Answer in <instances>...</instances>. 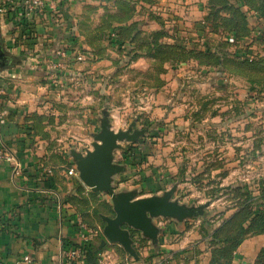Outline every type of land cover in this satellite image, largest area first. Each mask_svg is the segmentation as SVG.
<instances>
[{
    "label": "rangeland",
    "instance_id": "obj_1",
    "mask_svg": "<svg viewBox=\"0 0 264 264\" xmlns=\"http://www.w3.org/2000/svg\"><path fill=\"white\" fill-rule=\"evenodd\" d=\"M57 6L71 41L54 44L66 56L57 78L38 79L45 90L33 115L50 173L67 174L72 152L92 148L103 119L113 131L144 129L113 149L123 167L114 190L170 191L171 200L198 208L187 222L198 237L188 243L203 239L200 257L229 246L223 239L248 224L243 203L264 213V0Z\"/></svg>",
    "mask_w": 264,
    "mask_h": 264
},
{
    "label": "crops",
    "instance_id": "obj_2",
    "mask_svg": "<svg viewBox=\"0 0 264 264\" xmlns=\"http://www.w3.org/2000/svg\"><path fill=\"white\" fill-rule=\"evenodd\" d=\"M20 2L0 0V46L8 57L7 66L0 65V145L11 151L19 163L17 169L12 163L0 165V262L62 264L64 251L78 241L77 219L92 228L96 225L97 235L89 244H97L99 248L105 239L102 233L104 224L101 225L91 214L92 208L86 209L85 219L80 212L83 205L79 198L71 201V197L77 195V189L82 187L85 195L94 192L98 201L108 203L112 212L113 204L109 193L92 191L78 175H68L63 170L50 173L44 161L46 149L43 140L35 134L33 115L40 111L36 100L44 92L45 84L37 81L46 74L50 78L58 77L59 69L48 72L50 62L56 60L54 44L70 43L71 39L65 32L67 25L61 21L56 23L49 10L24 16ZM111 184L113 192L118 193ZM121 191H133L136 198L159 196L138 193L134 186ZM104 215L113 216L114 212L112 215L101 214L102 222ZM151 221L158 229L155 241L141 231L129 228L137 258L127 253L118 242L105 239L99 248L97 263H208V256H199L202 253L198 243L203 240L200 231L201 239H196L194 245L188 243L198 237H194L187 218L177 220L156 216ZM262 246L264 234L244 239L235 251L232 264H251ZM25 255L29 256V262L23 259Z\"/></svg>",
    "mask_w": 264,
    "mask_h": 264
},
{
    "label": "water",
    "instance_id": "obj_3",
    "mask_svg": "<svg viewBox=\"0 0 264 264\" xmlns=\"http://www.w3.org/2000/svg\"><path fill=\"white\" fill-rule=\"evenodd\" d=\"M8 64V57L0 46V65ZM144 134V129L113 131L107 119L101 121V130L94 136L92 148L85 154L72 152L79 180L92 191L106 192L111 195L113 216H102L103 236L110 242H118L134 258L129 228L141 231L143 235L156 240L158 229L152 224V217L162 216L183 220L196 214L198 208H188L170 199V191L162 195L136 198L133 191L114 193L112 177L123 171V167L113 162V149L117 141H134ZM103 239L99 248L104 244Z\"/></svg>",
    "mask_w": 264,
    "mask_h": 264
},
{
    "label": "built area",
    "instance_id": "obj_4",
    "mask_svg": "<svg viewBox=\"0 0 264 264\" xmlns=\"http://www.w3.org/2000/svg\"><path fill=\"white\" fill-rule=\"evenodd\" d=\"M64 0H21L20 4L23 8V15L29 16L33 14V12L42 14L44 10H49L52 14V17L56 23H60L61 21V11L59 10L57 3ZM228 41L231 43H236L237 41L233 36H228ZM65 48H55L53 50V56H55L56 60L50 62L49 68L51 69H59L62 65V60L66 56ZM82 55L78 54L77 59H82ZM251 60V58H249ZM5 163H12L16 169L19 167L18 160L15 155L9 151L4 149L2 145H0V165ZM68 175H76L77 170L75 167H70L67 170ZM77 238L78 241L75 245H71L64 251L63 257L64 262L62 264H87L85 261V251L84 248L87 244L97 235V230L89 227L85 222L81 219H77ZM23 259L27 262L30 261L28 255H25ZM0 264H2L0 262Z\"/></svg>",
    "mask_w": 264,
    "mask_h": 264
},
{
    "label": "trees",
    "instance_id": "obj_5",
    "mask_svg": "<svg viewBox=\"0 0 264 264\" xmlns=\"http://www.w3.org/2000/svg\"><path fill=\"white\" fill-rule=\"evenodd\" d=\"M81 188L77 189V195L71 197V201L75 202V200L73 199L80 197L79 193H82ZM80 198L81 199H79V202H81L83 205L80 207V212L84 216L86 213L84 211H86V209H89L88 208L89 198H92V200L96 199V195L94 192L89 191L87 195H85L84 197H80ZM240 209L245 211L244 215L245 214L246 215L243 218V221L244 222L248 221L247 226L244 227L243 224L240 225L238 222V226H240V232L237 233L236 235L234 234L229 237H225L223 241L226 243L231 241V244L229 246L224 245L222 247H219L217 250L214 249L209 257V261L207 264H231V261L233 259L231 253H233L238 248L240 243L244 240L242 235L245 232L251 231L252 234H264V213L263 212H251L248 210L249 208L247 204H244V203ZM91 214L101 223V225H103L104 222L101 221L100 215L101 214L112 215L113 212L110 206L108 205V203H104V202L97 200L96 204L92 206ZM100 250L101 249L97 248V244H93V243L87 244L86 247L84 248L86 263L87 264H98L97 254L100 252ZM254 264H264V246H262L259 249L258 254L256 256V261Z\"/></svg>",
    "mask_w": 264,
    "mask_h": 264
}]
</instances>
